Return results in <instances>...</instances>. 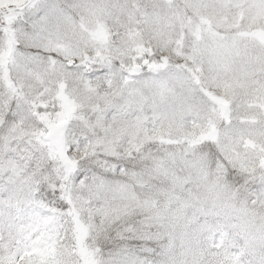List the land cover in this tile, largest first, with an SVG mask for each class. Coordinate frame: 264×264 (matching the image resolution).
<instances>
[{
	"label": "snow or ice",
	"instance_id": "obj_1",
	"mask_svg": "<svg viewBox=\"0 0 264 264\" xmlns=\"http://www.w3.org/2000/svg\"><path fill=\"white\" fill-rule=\"evenodd\" d=\"M0 264H264V0H0Z\"/></svg>",
	"mask_w": 264,
	"mask_h": 264
}]
</instances>
